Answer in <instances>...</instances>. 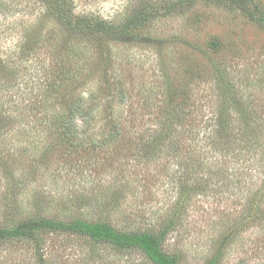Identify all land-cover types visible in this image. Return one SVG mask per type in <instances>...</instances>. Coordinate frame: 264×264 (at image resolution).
Masks as SVG:
<instances>
[{"label":"rangeland","instance_id":"obj_1","mask_svg":"<svg viewBox=\"0 0 264 264\" xmlns=\"http://www.w3.org/2000/svg\"><path fill=\"white\" fill-rule=\"evenodd\" d=\"M74 2L82 14L119 23L144 0ZM42 10L36 0H0V227L43 216L108 222L125 232L168 229L163 249L180 254L181 264L217 255L220 264H264V123L255 144L258 137L242 140L238 118L222 150L210 143L208 120L216 112L214 63L264 118V26L240 9L202 2L156 21L144 37L97 47L76 42L56 20L38 26ZM72 47L84 70L60 98L94 96L97 105L94 125L80 134L86 144L75 151L34 109L59 70L56 59L75 58ZM55 103L51 117L63 110ZM167 109L199 115L203 124L176 128L194 129L200 142L181 134L176 146L157 143ZM117 127L121 134L110 142ZM41 263L153 264L141 251L72 234L0 242V264Z\"/></svg>","mask_w":264,"mask_h":264},{"label":"trees","instance_id":"obj_2","mask_svg":"<svg viewBox=\"0 0 264 264\" xmlns=\"http://www.w3.org/2000/svg\"><path fill=\"white\" fill-rule=\"evenodd\" d=\"M75 0H36L40 4L42 14L38 20V26L43 22L56 20L60 23L62 30L76 42L92 43L97 47H104L111 41H120L128 36L144 37V32L148 31L152 25L160 20L178 13H185L199 3H216L228 8H237L244 11L252 21L264 26V7H261L256 0H167L156 2V0H144L135 9L129 10V14L122 22L106 20L102 16L93 14H82L77 11ZM149 39V38H148ZM28 40L27 42H29ZM105 43V44H104ZM77 44V43H76ZM72 47L68 52L70 55L54 66L59 69L53 78L47 79L42 88V97L39 102H35V110H42L43 116L40 124L51 127L55 132L60 144L67 146L71 151L82 148L86 142L81 139L80 134H86L95 123V108L97 107L95 97L87 99L83 95H72L69 100L60 98L64 91L70 86L79 82L83 73L84 65L78 50ZM70 58L75 60H70ZM213 82L216 100L214 104L215 114L208 116V120L213 121L212 130L209 132L210 139L214 146L222 150L228 149L234 138L235 124L237 119L245 123L246 131L243 132L242 140L250 142L251 138L258 137L255 144L261 143L263 132L262 124L264 118L258 116L257 111L252 108L253 101L247 102L240 92L237 84L227 68L222 65L213 64ZM125 93L119 91L121 100L125 98ZM57 98L62 111H56V115L50 116L51 108L56 104ZM92 101V102H91ZM53 103V106H52ZM1 106V105H0ZM58 112V113H57ZM175 112V111H174ZM165 115L160 117L161 128L155 141L158 143L169 140L176 146L180 135L186 136L190 142H200L199 135L195 136L194 129L188 128L183 132H178L176 126L179 123L189 127L198 126V122L203 124L199 115L194 114H171V109L165 111ZM4 118L5 115L1 114ZM118 127L108 138L114 141L121 134ZM258 133L256 134V132ZM242 130L239 135H241ZM255 133V134H254ZM232 137V138H231ZM93 143V139H91ZM107 140V141H108ZM195 143V144H196ZM176 149L178 147H175ZM260 148L264 149L261 145ZM264 163V158H260ZM53 232L65 233L86 237L98 244H108L118 250L141 251L153 264H181L180 254H170L164 249L169 230L164 229L159 232H125L119 231L111 223L101 221H87L84 219H74L71 221H61L43 216H36L33 219L24 220L18 224L3 228L0 227V242L3 241H24L31 240L40 233ZM221 255L215 256L207 264H220ZM42 264V263H41Z\"/></svg>","mask_w":264,"mask_h":264}]
</instances>
